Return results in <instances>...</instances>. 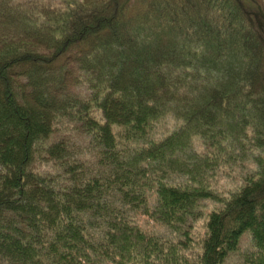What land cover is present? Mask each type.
<instances>
[{
  "label": "trees",
  "instance_id": "16d2710c",
  "mask_svg": "<svg viewBox=\"0 0 264 264\" xmlns=\"http://www.w3.org/2000/svg\"><path fill=\"white\" fill-rule=\"evenodd\" d=\"M244 233L264 264V0H0V264H221Z\"/></svg>",
  "mask_w": 264,
  "mask_h": 264
},
{
  "label": "rangeland",
  "instance_id": "374dc122",
  "mask_svg": "<svg viewBox=\"0 0 264 264\" xmlns=\"http://www.w3.org/2000/svg\"><path fill=\"white\" fill-rule=\"evenodd\" d=\"M44 2H53V0H42ZM72 89L77 90L76 86H73ZM160 129H169L173 125L170 119H166L164 122L159 123ZM63 126L60 129L56 130L55 134H62ZM250 163H246V167L243 169L234 167L233 169L221 170L214 178L213 184L218 191L227 193L228 190H232L234 187L240 185L242 182L241 176L245 173L244 170L249 169ZM214 207V203L211 200H205L203 203V213L198 219L193 221L191 230L194 234H200L204 230L205 216L207 212ZM138 223L148 231H155L157 233L166 234V230L162 228L159 224L151 221L147 216H144L140 213L137 214ZM249 248V239L248 234L244 233L239 239L237 248L228 253L224 261L221 264H245L242 260V253L247 251Z\"/></svg>",
  "mask_w": 264,
  "mask_h": 264
}]
</instances>
